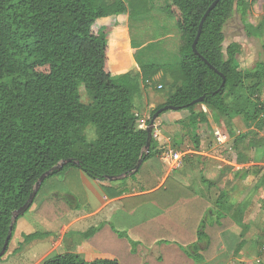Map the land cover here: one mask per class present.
<instances>
[{"label": "trees", "instance_id": "trees-1", "mask_svg": "<svg viewBox=\"0 0 264 264\" xmlns=\"http://www.w3.org/2000/svg\"><path fill=\"white\" fill-rule=\"evenodd\" d=\"M147 1L133 0L127 5L123 0H0V253L11 227L13 236L18 220L35 206V213L50 222L86 214L76 212L81 202L76 192H59L70 180H85V176L106 194L103 203L90 210L95 212L121 194L104 182L135 175L141 169L136 171L140 161L148 163L159 177L163 175L161 156L167 145L152 134L146 151L147 128L139 127L135 103L159 73L172 83L162 78L158 89L165 86L173 91L151 112L147 123L150 125L155 113L166 106L187 111L186 121H178L181 129L175 151L185 153L186 139L195 151L201 150L207 133L200 127L209 123V116L200 106L207 107L215 121L225 120L235 149L246 141L250 149L259 144L257 132L264 131V58L252 68H243L240 43L226 44L225 35L228 22L238 14L247 36L263 37L264 18L258 25L249 20L251 6L259 0H220L203 24L197 54L193 44L200 23L216 0H166L164 10L175 19L180 33L177 56L171 62L146 63L141 79L129 74L115 77L108 31H97L95 25L125 14L129 8L133 17L144 15L149 10ZM262 49L264 56V45ZM81 88L90 103L82 101ZM199 99L203 101L195 103ZM237 118L245 132L236 131ZM91 125L96 134L92 141L86 135ZM63 161L67 163L55 169ZM237 161L249 162L243 152L238 153ZM48 172L51 174L29 209L12 224L14 214L29 202L37 182ZM263 185L264 175L259 186ZM44 186L54 195L39 199ZM95 197L91 191L82 201L93 203ZM246 205L235 206L229 202L228 192L220 191L213 209L190 187L168 177L160 189L124 201L109 222L82 236L88 249L97 252L102 246L122 244L128 258L135 255L139 264H226L227 254L215 255L220 234L243 225ZM244 226L249 228L247 223ZM45 235L49 233L25 235L24 242ZM131 235L137 241L130 239ZM113 236L119 241L113 242ZM139 246L158 247L159 256H149L142 263L136 257ZM243 246L241 242L239 248ZM8 250L9 245L4 256ZM122 261L113 253L88 260L67 252L47 258L43 264Z\"/></svg>", "mask_w": 264, "mask_h": 264}, {"label": "rangeland", "instance_id": "rangeland-1", "mask_svg": "<svg viewBox=\"0 0 264 264\" xmlns=\"http://www.w3.org/2000/svg\"><path fill=\"white\" fill-rule=\"evenodd\" d=\"M108 1L112 2L114 0ZM123 1H125L128 5L133 0ZM146 5L149 10L144 15L133 17L131 16V9L129 8V11L125 14L99 20L95 25V30L97 31L100 28H106L108 31L110 58L112 63L111 69L112 74L115 77H122L129 74L132 76L139 75L141 79L140 74H142L143 71L142 67L146 63L152 62L160 64L166 61L171 62V60H174L177 56L180 45V33L176 27L175 19L169 16L164 10L166 0H148ZM263 18L264 0H259L252 4L249 20L252 24L258 25ZM225 35L226 44L233 41L240 43L241 53L239 55V60L241 61L243 68H252L257 62L263 60L264 56L262 47L264 45V35L262 38L247 36V33L243 28L241 18L238 14H236L228 22ZM162 78H165L169 83H172L170 78L164 77L163 73H159L151 82H149L150 84H148V88L144 90V98H148L150 101L157 98H160L163 101L166 99L167 95L173 90H171V87L165 86L163 90L158 89V86L163 84L161 82ZM81 96L84 103H90V98H88L83 88H81ZM162 100H160L161 102H159V104L162 103ZM140 102L143 101L137 97L135 99L136 105H140ZM199 110L205 111L209 118H212V112L207 107L200 106ZM170 111L171 110L168 112ZM178 112L181 113L180 115L185 117L183 121H186L189 113L187 111ZM236 120V131L238 133L245 132L246 129L242 121L238 118ZM215 122L217 124V128H215L214 131H211L213 135L211 133L208 134H211L212 136L209 138L214 139V142H211V145L214 143L216 150L209 152V154H214L213 156L222 157L228 161H234L238 160V153L243 152L244 157L249 161L248 165L250 166V169L255 172L260 171L259 176L256 175L255 177L248 179L245 184L240 183L238 186L241 191H247L248 189L252 191V187H256V190L252 194V203L247 210V220L243 221V225H238V228H236L237 237L227 236V238L224 239V247L218 248L217 251H224V253L228 255L226 264H264V254L261 252L263 246L261 247L260 245V243H262V245L264 244V187L258 186L260 184L259 181H261L260 179H262L261 177H263L262 175L264 174V131L255 130L258 131L256 142H259V144L255 145L256 148H247L248 141H246L238 149H235L233 147V141L230 138L226 141L223 140V142L218 141L216 138L218 134L229 136L225 120L220 118ZM148 127L149 126L147 125V128ZM203 127L205 130H212L209 123L204 124ZM154 129H156L155 133H161L159 126L155 125ZM86 135L89 140H95V127L92 125L89 126L86 130ZM186 141L187 144L185 145L184 155H187V158L189 157L190 159L192 155H195L190 152L194 151V148L190 140L186 139ZM171 146V148L175 150L173 143ZM221 164L227 167L230 166L224 161L221 162ZM186 165L187 166L185 167L187 168H183V171L184 169H187L186 171L188 175L191 174V176H194L196 179H200L198 174L201 167L199 165H190V167H188V164ZM189 168L190 172L188 170ZM83 178L85 180H81L79 178L76 181L70 180V182L66 185H62L59 190V192L66 195H69V192L73 190L78 194V196H80L79 200L81 202L76 210L77 213H87L90 212V210L92 211L94 208L103 203V198L106 195L92 180H88L85 176H83ZM232 183L233 182L231 181L227 184V190L229 191L232 199H234L236 196L233 197L232 191H230ZM72 186L74 189L71 188ZM99 189H101L102 193H100ZM91 191H93L97 197H95V202L86 204L82 201V198L87 199L86 196L88 197ZM45 194L52 196L54 195V192L49 190L47 191L46 186H44L40 192L39 199ZM235 194L238 195L237 193ZM248 196L249 195L247 194L244 199L247 200L246 198ZM215 199L214 201H211V207L213 209H216ZM36 207L37 206L33 207L29 213L25 215V217L23 216L18 220L16 229L9 244V250L3 259L0 260V264H43L44 260L47 258L67 252L79 254L82 258L88 260H93L96 257L104 255L109 256L113 253L119 258H123L122 264H129L128 260L130 258L134 259L135 255L133 254H129L128 258L122 244L118 247L102 246L98 252L88 249L87 243L82 236L83 233H87L91 228L98 227L103 224L114 211L112 207L105 209L101 215L84 219L81 223L72 228V231L69 235H67L66 239L62 241L61 245H56L54 247L55 251L46 255L52 248L51 240L56 238V234L54 235L53 233H49L47 236H40L29 242H24V236L57 229L63 223V219L68 220V217L60 218L57 222H50L42 216H35L34 211ZM29 217L32 219L29 220ZM246 223L249 224V228L247 229L244 226ZM242 241H246L248 243L247 245L239 248ZM147 254L148 252L145 254L144 251L141 252L140 249H138L136 257L139 260L141 258L144 260V257H146ZM126 256L127 262L125 263L124 258Z\"/></svg>", "mask_w": 264, "mask_h": 264}, {"label": "crops", "instance_id": "crops-1", "mask_svg": "<svg viewBox=\"0 0 264 264\" xmlns=\"http://www.w3.org/2000/svg\"><path fill=\"white\" fill-rule=\"evenodd\" d=\"M139 99H141L143 101V102H140V105L137 104V115H140L139 127L146 129L147 125H148L147 121L150 119L151 112L158 105L164 103L165 100L163 101L162 99L157 98L155 100L150 101L148 98L147 99L144 98V96L139 98ZM160 100H162V103L159 104V102H161ZM185 113H182V114H185ZM180 114L181 113L178 111L171 110L170 112L164 113L154 123V126L155 125L159 126V129L161 131V133L159 132L158 137L155 139L158 140V142L160 144L167 145V148H171L172 143H173V145H175V140L177 139V137L180 133V127H179L178 121H181L185 118ZM235 122H237V120H235ZM209 124H210L211 129H212L210 131H208L207 129H206L207 130L206 131L203 127L204 125H201V127H200L201 132L207 133V135H205L204 138L202 139L201 150L200 151H195V150L190 151L192 154H195L192 156L190 155L191 156L190 159H189V157L187 158V155H185L184 162H183L184 164L181 168L171 171L164 164L163 175L161 177H159L154 172V170L151 168V166L148 163H144L141 165V169L139 170V172H137L135 175L130 174L127 176H122L120 178H117L114 180H108V181L104 182V184L106 186L113 187V189L115 191L121 193L120 196L115 197L111 200H108L107 202H105V204L103 206H101L95 212H87L86 214H84V215H82V216H80L74 220L63 219V223L57 229H54L52 231L47 230L46 232L49 231L48 233H53L54 235L56 234V238L51 240L52 248H51V250H49V252H47L46 255H49L53 251H55L54 247L56 245L57 246L61 245L62 241H64L66 239L67 235H69V233L72 231V228H74L76 225L81 223L84 219H87L88 217L101 215L105 209L112 207L114 209V211L110 214L109 218L104 221V223H107L116 215L117 211H119L121 209V207L124 204V201L131 199L133 197H140V196L149 195V194L157 191L158 189H160L164 185V183L168 177H173L178 182L186 185L187 187H190L192 189L194 188L193 190L195 191L197 196L203 198L204 200H207L211 206H212L211 201H214L215 198H216L215 199V203H216V200L219 196L220 191L228 192L229 202L234 204L235 206L244 205L245 203H247V205H246L247 208H246V212L244 214V220L243 221L247 220V215H246L247 210L249 209V207L252 203L251 198H252L253 192L256 190V187L253 186L252 191L250 189H248L247 191H241L238 186L240 185V183L245 184L248 179L253 178L256 175L259 176L260 171L255 172L254 170H251L250 166L248 165L249 164L248 162L247 163H239L237 160L228 161L227 159H223L222 157H215V156H213L214 154L213 155L209 154V152H213L216 150L214 143H213V145H211V142H214V139L209 138V137H212L211 131H214L215 128H217V124L213 118H209ZM155 131H156V129L153 128V133H155ZM208 133H211V134H208ZM178 152L183 153V151H178ZM183 154H185V153H183ZM223 161L226 162L230 166H228V167L223 166L221 164V162H223ZM186 164H188V167H190V165H199L201 167V170L198 174V176H200V179H196L194 176H191V174L188 175V173L186 171L187 169H184V171H183V168H187V167H185V166H187ZM188 170L190 172V168ZM238 173H240V174H238ZM203 179L205 181L211 183V184L213 183L214 185L212 187H209L207 184H205L203 182ZM231 181L233 183L231 184L230 191H232L233 197L236 196V197H234V199H232L229 191L227 190V184H229ZM258 186H257V188H258ZM261 187H264V185ZM235 193H237L238 195H236ZM247 194L250 197L248 196L246 198L247 200H245L244 198ZM216 195H218V196H216ZM72 198L74 199V197H72ZM35 216H39V215H37L35 213ZM35 216H34V218H35ZM31 219L32 218L29 217V220H31ZM57 221L58 220H56V222ZM236 228H238V225H236V226L232 227L231 229H228L225 232H223L222 234H220L219 244H218L216 251H215L216 256L226 254V253H224V251L219 252L217 250L220 247H224V245H223V244H225L224 239L227 238V236L237 237V234H236L237 229ZM130 239H132L133 241H137V237H135L133 235L130 236ZM116 241H119V239L113 236V242H116ZM242 242H244V246L247 245V243H248L246 241H242ZM141 247L139 246L138 248L140 249ZM140 251L141 252L144 251L145 254H146V252H148L147 256L144 257V260L141 258L142 263L147 262V260H146L147 257H149V256L156 257L159 254L158 247H154L153 249H150V248H146L143 246L142 250H140ZM135 262H136V260L133 259L132 261L129 262V264H131V263L132 264H139V263H137V262L135 263Z\"/></svg>", "mask_w": 264, "mask_h": 264}, {"label": "water", "instance_id": "water-1", "mask_svg": "<svg viewBox=\"0 0 264 264\" xmlns=\"http://www.w3.org/2000/svg\"><path fill=\"white\" fill-rule=\"evenodd\" d=\"M220 0H216L210 7L209 9L207 10V12L205 13L201 23H200V26H199V32H198V35H197V38L193 44V51L194 53L197 54V51H196V44H197V41L200 37V34H201V30H202V27H203V24L208 16V14L211 12V10L217 5V3L219 2ZM203 99H199L197 100L195 103H198V102H202ZM167 110H178L177 108H173V107H169V106H166L162 109H160L159 111H157L155 113V115L153 116L152 120H151V123L149 125V127L147 128V133H148V143H147V146H146V151L148 152L149 151V147H150V144H151V136L153 134V128H154V123L155 121L157 120V118L159 117V115L161 113H163L164 111H167ZM67 162L66 161H63L61 164H59L57 167H55V169H60L62 168ZM142 165V161L139 162L138 166H137V170H139V168L141 167ZM51 174V172H48L46 173L45 175H43L41 177V179L37 182L36 186H35V190L33 192V194L31 195L30 199H29V202L23 207L21 208L19 211H17L15 214H14V217H13V222L12 224L15 222V220L17 219V217L19 215H23L26 213V211L29 209L30 205L33 203L34 201V198L35 196L37 195L39 189H40V186L41 184L43 183V181ZM109 180H114L113 178H110ZM12 231H13V227H11L10 231H9V235L6 239V242H5V246L3 248V250L1 251L0 253V257L4 256L5 252H6V249H7V246L9 245V242H10V239H11V236H12Z\"/></svg>", "mask_w": 264, "mask_h": 264}, {"label": "built area", "instance_id": "built-area-1", "mask_svg": "<svg viewBox=\"0 0 264 264\" xmlns=\"http://www.w3.org/2000/svg\"><path fill=\"white\" fill-rule=\"evenodd\" d=\"M159 88L161 89V86ZM153 135H154V138L158 137L157 133H153ZM216 138L218 141L223 142V140L225 141L228 140L229 136L218 134ZM184 157L185 155L183 153L177 152L173 150L172 148H167L165 152L163 153V155L161 156V159L164 162L165 166L169 170L173 171L183 166ZM261 252L264 254V245L262 247Z\"/></svg>", "mask_w": 264, "mask_h": 264}]
</instances>
